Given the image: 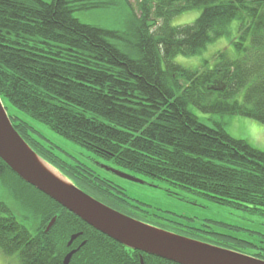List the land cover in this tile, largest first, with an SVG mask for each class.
Segmentation results:
<instances>
[{"label":"trees","instance_id":"16d2710c","mask_svg":"<svg viewBox=\"0 0 264 264\" xmlns=\"http://www.w3.org/2000/svg\"><path fill=\"white\" fill-rule=\"evenodd\" d=\"M120 2L125 0H0L2 105L129 174L264 220V152L231 138L223 124L204 123L192 111L264 124V0H139V18L127 34L82 24L72 15ZM194 9L200 14L193 23L171 26L174 17ZM234 24L233 56L219 51L211 68L205 62L200 69L173 61L199 56L208 45L230 38ZM8 117L41 159L98 199L83 188L88 177L78 178L80 170L65 162L68 170H60L56 157L33 139L35 130ZM0 182L19 195L26 209L31 207L37 224L31 234L0 203V253L19 264H63L67 242L75 234H80L75 245L87 241L69 264H139L140 256L144 264H174L127 250L94 231L1 160ZM52 218L56 220L45 233ZM159 227L264 261V234L257 239L252 231L224 226L226 234H211L216 240ZM238 231L249 232L247 239L236 237Z\"/></svg>","mask_w":264,"mask_h":264},{"label":"rangeland","instance_id":"374dc122","mask_svg":"<svg viewBox=\"0 0 264 264\" xmlns=\"http://www.w3.org/2000/svg\"><path fill=\"white\" fill-rule=\"evenodd\" d=\"M42 1L48 3L52 0ZM138 1L125 0L124 3L121 2L120 5L114 7L77 11L74 13V17L85 25L127 34L134 27L135 20L139 18ZM199 14L200 10L195 9L182 13L172 19L171 26L189 25L197 19ZM234 26L235 24L232 26L233 30L230 38L223 37L215 43L208 45L201 55L193 58L176 57L173 61L188 69H198L207 62V66L211 68L215 63L213 57L217 52L226 50L230 56H233L234 48L231 40L235 37ZM4 107L8 115L19 118L35 130L36 133L32 134L33 139L44 147L45 150L53 154V157H56V163L61 162L63 164L65 162L80 171L93 166L94 163H99L104 167L111 166L110 163L94 155L84 147L53 132L42 123L34 121L27 114L16 110L11 105L4 102ZM192 111L204 123L210 126L214 123L223 124L231 138L243 140L252 148L264 152L263 123L235 115L219 116L204 114L194 108ZM59 163H57V167L60 170H68L67 166ZM94 168L98 172L103 173L101 169ZM130 175L141 180L144 184L140 185L121 180L119 182L126 187L130 203L132 205H140L139 211L135 209L136 215L146 219L150 223L157 226H172L201 237L214 238L216 240L219 237L212 236L211 234H226L228 228L224 226L252 231L256 233L253 236L257 239L260 238L259 234H264V220L252 217L246 211L229 206L216 205L197 194L173 187L168 183L148 176L134 173H130ZM19 198V195L13 193L9 186H5L0 182V203L6 206L18 223L23 225L31 234H35L37 224L31 207H27L28 209H26L25 205L19 201L21 200ZM28 205L30 206V203ZM202 232L207 234H203ZM238 234L241 236H235L247 239L246 235L249 232L238 231ZM0 264L19 263L15 258L5 257L0 253ZM90 264L103 263L97 260L96 262H90Z\"/></svg>","mask_w":264,"mask_h":264},{"label":"water","instance_id":"95a60500","mask_svg":"<svg viewBox=\"0 0 264 264\" xmlns=\"http://www.w3.org/2000/svg\"><path fill=\"white\" fill-rule=\"evenodd\" d=\"M0 160L24 183L48 197L94 231L127 250L174 264H264L263 260L181 236L101 203L41 159L24 142L14 130L1 101ZM40 161L55 171L66 183L44 171L39 164ZM103 168L123 180L144 184L126 173ZM55 220L53 218L49 222L45 233L53 226ZM78 237L79 234L71 236L68 245ZM73 254V251L68 253L63 259V264H69ZM139 264H144L141 256Z\"/></svg>","mask_w":264,"mask_h":264},{"label":"flooded vegetation","instance_id":"af4514ba","mask_svg":"<svg viewBox=\"0 0 264 264\" xmlns=\"http://www.w3.org/2000/svg\"><path fill=\"white\" fill-rule=\"evenodd\" d=\"M106 162H108V161H106ZM108 163H110V162H108ZM93 166L101 169L103 171V173L98 172V170H96ZM93 166L87 167L86 169H84L83 171H80L79 174L76 175L80 179L82 177H88L89 178V180H90L89 183L83 184V188L86 191L96 195L98 197V199L95 198L94 196H92V197H94L95 199H97L101 203L105 204L106 206H108V207H110V208H112L118 212H120V210L118 208L126 209L127 211H129V213H131L130 214L131 216L135 217L136 216L135 215L136 214L135 209L138 210L140 205L139 204L132 205L130 203V199L128 197L129 194L127 193L126 187H124L121 184V182H119V180L126 181V182H129V181L123 180V179L115 176L111 171L105 170L103 168L104 166L100 165L99 163H94ZM111 166H108L107 168L114 169L116 171H120L122 173H126V174L130 175L126 171H123V170L119 169L118 167H115V165L111 164ZM130 183H133V182H130ZM121 213H123V212H121ZM123 214H125V213H123ZM86 241L83 240L76 245L74 244L75 240L70 245H68V242H69L68 241L67 242V251H66L65 255H67L68 253H70L72 251L74 252L73 255H75L77 253V251L80 249V247H83L85 245ZM108 245H109V248H111V249L115 246L112 243H108Z\"/></svg>","mask_w":264,"mask_h":264},{"label":"bare ground","instance_id":"6f19581e","mask_svg":"<svg viewBox=\"0 0 264 264\" xmlns=\"http://www.w3.org/2000/svg\"><path fill=\"white\" fill-rule=\"evenodd\" d=\"M124 3V2H123ZM120 3H117L116 6L120 5ZM78 11H84V10H78ZM77 12V11H76ZM74 13L75 11L72 13V15L74 16ZM171 23V22H170ZM200 69V67H199ZM41 168L44 170V171H47L48 173H50L54 178H56L57 180L61 181V182H64L66 183V181L64 179H62L55 171H53L50 167H48L47 165H45L43 162H39Z\"/></svg>","mask_w":264,"mask_h":264}]
</instances>
